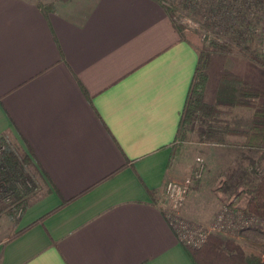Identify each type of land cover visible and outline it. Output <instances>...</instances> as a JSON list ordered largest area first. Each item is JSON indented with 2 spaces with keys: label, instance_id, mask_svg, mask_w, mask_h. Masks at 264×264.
<instances>
[{
  "label": "crops",
  "instance_id": "crops-1",
  "mask_svg": "<svg viewBox=\"0 0 264 264\" xmlns=\"http://www.w3.org/2000/svg\"><path fill=\"white\" fill-rule=\"evenodd\" d=\"M41 1L0 0V138L44 188L0 264H194L163 199L202 41L156 0Z\"/></svg>",
  "mask_w": 264,
  "mask_h": 264
},
{
  "label": "trees",
  "instance_id": "trees-1",
  "mask_svg": "<svg viewBox=\"0 0 264 264\" xmlns=\"http://www.w3.org/2000/svg\"><path fill=\"white\" fill-rule=\"evenodd\" d=\"M156 1L168 13L183 39L187 29L175 1L207 22L201 30L204 43L172 147L171 162L189 133H195L202 143L218 145H226L232 136L243 137L245 149L264 152V92L229 69H224L218 78L213 102L208 101L206 91L216 53L245 56L264 68V56L259 54L256 35L264 0H202V4L198 3L200 0ZM38 5L45 13L51 8L41 0ZM236 108L250 109L251 114L231 116ZM0 148H3L0 154V214L7 212L18 221L32 204L29 197L36 190L31 170L41 177L29 157L16 145L0 138ZM221 190L235 196L244 194L248 200L244 213L264 219V171L260 170L258 162L252 161L250 167L232 172ZM7 201H11L8 206ZM185 249L194 264H264V245L247 250L234 240L211 236L201 248L185 246Z\"/></svg>",
  "mask_w": 264,
  "mask_h": 264
},
{
  "label": "rangeland",
  "instance_id": "rangeland-1",
  "mask_svg": "<svg viewBox=\"0 0 264 264\" xmlns=\"http://www.w3.org/2000/svg\"><path fill=\"white\" fill-rule=\"evenodd\" d=\"M178 2L175 1V4L178 5V11L183 17L182 22L187 29L186 33L196 34L202 41L203 47L204 40L201 30L207 24L206 20L198 13L186 10ZM198 3L202 4L203 2L200 0ZM202 6L199 7L202 8ZM261 13L258 15L259 17ZM194 25H197L199 29ZM259 54L262 55L260 51ZM224 69L232 70L264 92V68L262 66L255 64L245 56L216 53L213 57L206 90L209 102L214 101L216 84ZM250 114V109L236 108L232 111L231 116L247 117ZM187 137L188 139L180 145L181 147L174 156L170 167V172L174 174V178L169 182L188 187L185 201L175 213L189 225L210 229L209 237L216 236L224 240H234L247 250L264 245V219L253 216L258 223L243 224L242 216L245 214L248 204L245 195H230L221 190L232 172L250 167L252 161L258 162L260 170L264 171V152L254 153L245 149V139L238 136L229 137L226 145L202 143L195 133H189ZM31 175L36 190L30 195L29 203L35 201L44 192L41 179L32 170ZM10 203L11 201H7V206ZM185 208L192 219L183 215L182 210ZM225 209H228V213L224 212ZM219 215L220 217L224 216L225 219H228L227 221L233 222H230L231 228L222 232L223 234L211 232L214 223L218 222L215 219ZM18 222L7 212L0 214V243L10 240L17 234ZM262 261L264 262V255Z\"/></svg>",
  "mask_w": 264,
  "mask_h": 264
},
{
  "label": "built area",
  "instance_id": "built-area-1",
  "mask_svg": "<svg viewBox=\"0 0 264 264\" xmlns=\"http://www.w3.org/2000/svg\"><path fill=\"white\" fill-rule=\"evenodd\" d=\"M197 27V25H194ZM199 29V27H197ZM201 30V28H200ZM257 43L259 50L264 55V10L262 11L258 26L256 28ZM3 148H0V154ZM188 192V187L185 185H178L173 182H168L165 187V197L163 199V204L169 205L170 210L167 212V218L170 226L175 231L179 241L186 247L190 248H200L202 247L210 236V229H204L202 227L192 226L187 224V222L175 213L184 203L185 197ZM228 213V209L224 210ZM228 215V214H227ZM239 218V216L237 215ZM224 216L220 215L215 219L218 221L214 223V228L212 229L214 233H222L230 227V222L227 221ZM220 221V223H219ZM250 222L258 223V221L251 215L243 214L242 223L249 224ZM233 223V222H232ZM223 234V233H222Z\"/></svg>",
  "mask_w": 264,
  "mask_h": 264
}]
</instances>
